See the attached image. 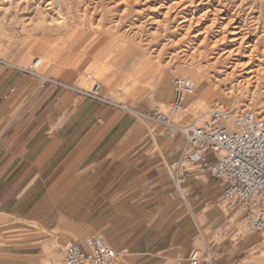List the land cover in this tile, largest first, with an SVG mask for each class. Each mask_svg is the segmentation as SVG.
Segmentation results:
<instances>
[{"label":"rangeland","instance_id":"374dc122","mask_svg":"<svg viewBox=\"0 0 264 264\" xmlns=\"http://www.w3.org/2000/svg\"><path fill=\"white\" fill-rule=\"evenodd\" d=\"M47 1L0 0V71L22 69L43 85L57 82L83 98H89L84 92L100 82L102 99L94 100L118 104L134 114L168 103L159 99L158 94L166 86L172 89L175 77H191L194 90L187 98L185 110L176 112L172 118L181 126L201 123L216 101L226 103L234 112L242 106L264 112V74L245 86L236 85L239 75H235L225 79L224 87L213 89L214 75H218L220 65L213 66L212 62L227 43H220L216 48L204 46L203 53H193L191 58L174 52L176 46L172 45L156 55L170 34L169 26L181 19L179 15L169 21L167 31L161 29V33L154 35L155 39L149 33L155 25L148 22L133 35L134 39L128 38L126 29L130 22L139 24L145 14L157 16L164 6L179 0H132L129 7L125 5L128 1L122 0H49L52 4L46 5ZM158 2L163 4L158 7ZM179 2L178 5L183 3ZM196 3L191 7L195 15L207 8L211 12L219 9L216 12L219 21L226 22L230 17L227 28L242 26L249 37L248 44L256 45L264 53V0H196ZM153 4L157 6L154 10ZM211 12L202 16V23H208ZM219 29L216 24L209 34ZM181 45L192 48L195 44L187 41ZM259 51L256 54L261 60L257 57L256 62L263 69L264 55ZM35 58H41V63L36 72H30L29 66ZM199 69L208 90L205 95L194 75ZM227 88L233 90L232 102L225 93ZM186 167L188 175L183 190L188 199L197 194L199 201L197 208L190 202L199 240L194 247L203 251L208 246L211 264H264L263 237L248 231L240 209H228L221 203L220 187L215 179L198 166L186 163ZM190 182L197 185L192 192ZM60 233L58 226L37 228L33 222L9 221L0 215V264H63L61 250L68 240L64 241ZM185 256H177L172 264H186Z\"/></svg>","mask_w":264,"mask_h":264},{"label":"crops","instance_id":"0c3cea01","mask_svg":"<svg viewBox=\"0 0 264 264\" xmlns=\"http://www.w3.org/2000/svg\"><path fill=\"white\" fill-rule=\"evenodd\" d=\"M162 91L159 99H173L171 87ZM81 97L22 69L0 71V215L58 226L68 243L100 234L117 251L115 264L184 257L199 243L190 213L199 201L184 192L185 202L174 185L183 138Z\"/></svg>","mask_w":264,"mask_h":264},{"label":"built area","instance_id":"2783aa9c","mask_svg":"<svg viewBox=\"0 0 264 264\" xmlns=\"http://www.w3.org/2000/svg\"><path fill=\"white\" fill-rule=\"evenodd\" d=\"M41 58L29 66L36 72ZM90 77V76H89ZM174 97L168 103L150 106L135 114L163 127L167 137L183 138L180 157L173 169L174 185L186 202L183 184L188 169L186 163L200 167L217 181L220 201L228 209H240L250 233L264 239V112L242 106L235 112L224 102L216 101L201 123L177 125L173 115L183 110L186 95L194 90L191 77L173 80ZM101 83L95 82L85 95L102 99ZM63 264H115L118 253L100 234L86 237L83 243L70 242L62 250ZM186 264H211L208 246L202 251L193 248L185 256Z\"/></svg>","mask_w":264,"mask_h":264},{"label":"bare ground","instance_id":"6f19581e","mask_svg":"<svg viewBox=\"0 0 264 264\" xmlns=\"http://www.w3.org/2000/svg\"><path fill=\"white\" fill-rule=\"evenodd\" d=\"M125 1H128V4H125V5L126 6L128 5V7H129V4L131 3L132 0H122V2H125ZM133 1L136 2L137 0H133ZM179 1H181V0H179ZM179 1H177V2L171 1V3L164 6V8L161 10L160 14H158L157 16L154 14L153 15L145 14V16H144L145 19L143 21H140L139 24H137L136 22H130L131 23V24H129L130 26H128V28L126 29L127 32L129 31L127 33L128 38L134 39L133 35L139 31H141L142 26H144L143 24L145 22H148L151 25H155L154 31L149 32V33H151L150 38L155 39L154 35L159 33L161 31V29H166V31H167L168 30L167 26L169 24V21L171 19L176 20L177 19L176 15H179L181 19L175 25L169 26L170 32H168V33H170V34H169V36L167 35V38H165L166 40L164 39L165 41L162 44L161 48L158 49L159 51L156 54L157 56H159L160 54L163 53V50L165 49V47L167 45H172L171 47L176 46V49L174 50V52L177 51V52L181 53L183 56H186V57L189 56L190 57V55L192 56L193 53H201L204 50V46L208 47L210 45L211 48H213V47L216 48L218 46V44H220V43H227L226 46H224L223 48L220 49L218 56L215 57L214 62H212L213 66L215 64L220 65V68H218L219 72L216 73L218 75L217 76L214 75L215 80H213V84H212L213 89L216 90V89H219V87H224L225 79L226 78L227 79L233 78L235 75H237V76L239 75L237 77V81H236L237 86H242L244 84H248L250 81L256 82L258 79L261 78V75L264 74V68L262 69L263 66L260 68V65H258L256 62V60H259V59L261 60V58L258 57L259 55L256 54L259 51L258 50L259 48L257 49L256 45L248 44L249 43L248 42L249 37H248L246 31H243L244 28H242V26L234 25L233 28L228 29L227 27L230 26L229 22H230L231 18L230 17L226 18L225 19L226 22L219 21L218 15L216 14V12L219 9H213V11L211 12L210 9L207 8L205 11L201 12L200 14L195 15V12H194L195 9H194V7L191 9V7H192V5H194V3H196V0H182L183 3L181 2V4L178 5V3H180ZM50 4H52V2L48 0L46 2V5H50ZM162 4H163L162 2H158V7L161 6ZM196 4H198V2ZM187 6L190 7L189 8L190 10H187V8H186ZM151 7H152L151 9L154 10L155 7H157V6L155 4H153V6H151ZM140 10L141 9H139L137 11L139 12ZM126 11H127V9H126ZM184 12H185V14H184ZM207 12H211L212 16L209 18L208 23H202V19H203L202 16L207 15ZM181 14H183V15H181ZM120 16H121V14H120ZM61 23H62V21H61ZM216 24L219 25L220 29L215 31V32H212V35H210L211 34L210 31H212L213 27L216 26ZM134 28L136 30H134ZM146 29L148 31H151L149 28H146ZM130 32H132L133 34ZM166 34H167V32H166ZM148 41H151V40L149 39ZM187 41L193 42L195 45H193L192 48H189L188 46L183 48L181 44L183 42H187ZM254 42H256V41H254ZM187 47H188V49H187ZM246 47H249V50H248V48L246 49ZM260 52L261 51H259V53ZM260 54L264 55V53H260ZM173 55H174V53L171 54L170 56L173 57ZM234 56L237 58H233ZM261 63H262V61H261ZM202 65H204V64H202ZM194 73H195L194 74L195 78L199 80L198 88L203 89V95H205L206 92H208V90L205 89L204 78L202 79L200 69H199V71H196ZM225 93L228 95L227 97L231 99L229 102H232L233 101L232 98L234 95L232 96L231 94L233 93V90L231 88H227ZM188 96L189 95H186V98L183 101V106H184L183 110H185V105H186V101H187ZM263 104H264V102H263ZM205 116H206V114H205Z\"/></svg>","mask_w":264,"mask_h":264}]
</instances>
